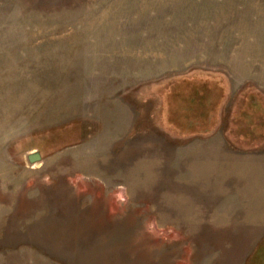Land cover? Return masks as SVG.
<instances>
[{"label":"rangeland","instance_id":"1","mask_svg":"<svg viewBox=\"0 0 264 264\" xmlns=\"http://www.w3.org/2000/svg\"><path fill=\"white\" fill-rule=\"evenodd\" d=\"M248 94L264 0H0V264H246L264 233L218 193L263 188ZM226 97L213 137L212 113L184 120ZM221 144L242 150L228 183Z\"/></svg>","mask_w":264,"mask_h":264},{"label":"crops","instance_id":"2","mask_svg":"<svg viewBox=\"0 0 264 264\" xmlns=\"http://www.w3.org/2000/svg\"><path fill=\"white\" fill-rule=\"evenodd\" d=\"M203 83L206 84L205 82H203ZM211 83H212V94L213 93L215 94L217 92L216 91L217 89H219L220 91H222V90L224 91V88H225L224 85H221V84H219L217 82H213V81ZM181 84L184 87L189 88L188 92H186V95L188 97H190L189 96L190 93L195 92L194 98L193 97H190V98L192 100H194L195 97H198L199 103H200V96L199 95H201V94L199 92L206 93V91L203 92V90H202L203 86L198 84V83H194V81H188V80H184V82ZM222 99L223 100L221 102L215 101V102H212L211 105H208V106L206 105L203 107L202 106H196L193 102L189 103V105L184 108V114H185L184 119L190 120L189 123H191V120L195 119L196 114L199 115V117L200 116L204 117L205 115L207 116L208 114L212 113V137H213L215 135V132L217 131V129L219 128V126L221 124V111H222L223 107L225 106V104L228 102V101H226L227 97L222 98ZM233 110H234V108H233ZM190 111H192L191 115H190ZM179 113H180V111H177L176 116L178 115V117L180 119ZM200 127L201 126H199V128ZM190 129L193 130V127H189V129L185 128L184 131L181 133L189 134ZM227 133H229V129H228ZM242 144H244V145H241V146L238 145V147H241L242 149L246 150L245 152H243L244 154H248V152L250 150L256 149L255 147H257V146H251V145L247 144L246 142H244ZM227 145H223V144L219 145L218 152L221 153L220 154L221 157L219 158L220 160L215 161L214 159H212V161L216 162L215 163L216 165H217V161L223 162V164H219L218 167H221L222 165H224V167H225V171H224V178L225 179L224 180L226 183H228L230 176L234 177V174H232V173L230 174V172L228 171L229 167H230L229 165L233 163V160L235 158H236V160H235L236 164L240 163V160H241V159H239L240 157L239 158L234 157V156L232 157V152L234 150V147L228 145V146H230L228 148ZM234 151L238 152V153H242V150H240L238 148H236ZM256 161L257 160H254V162H256ZM254 170L256 171V169H254ZM261 179H262L261 186H263V188H259L260 190L257 192L251 191L255 188L252 186V182H250V180H251V177H250L248 179L247 183H249V185L252 186L253 188L250 187L249 192H246V193L239 192V193H235V194H232V192L231 193L221 192V193H218V196H219L218 199L219 200L238 199L241 201H247L246 203H241V206H243V208H247V209L252 211V212H249L248 217H250V218L248 219V224H250L251 226L256 225L255 230L259 233L260 232L264 233V181H263V178H261ZM240 181H241V179H240ZM257 183H259V182L256 181V184ZM254 216H256V217H254ZM251 231H253V230L251 229ZM251 246L253 247V250L248 255V258L246 259L247 260L246 264H264V234L262 236L258 235L257 239L255 240V242Z\"/></svg>","mask_w":264,"mask_h":264},{"label":"trees","instance_id":"3","mask_svg":"<svg viewBox=\"0 0 264 264\" xmlns=\"http://www.w3.org/2000/svg\"><path fill=\"white\" fill-rule=\"evenodd\" d=\"M255 100H257L255 95H245L238 101L237 107H234V112L232 113L234 116L238 117L237 120L243 121V133L245 135H249L248 140H245L244 137L243 142L247 141L246 143L251 146L258 145L256 142H254L256 141L254 135L258 136L259 139L263 138L262 136H264V114L259 112L257 108L259 105L264 107V98L259 97V100ZM241 106H243V109ZM184 120L187 121V119ZM252 135L253 137H251Z\"/></svg>","mask_w":264,"mask_h":264},{"label":"water","instance_id":"4","mask_svg":"<svg viewBox=\"0 0 264 264\" xmlns=\"http://www.w3.org/2000/svg\"><path fill=\"white\" fill-rule=\"evenodd\" d=\"M40 159H41L40 154L35 153V154H32L28 157V162L33 164V163L40 161Z\"/></svg>","mask_w":264,"mask_h":264}]
</instances>
